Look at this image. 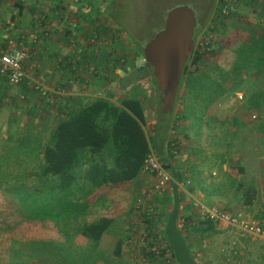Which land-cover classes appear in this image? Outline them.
<instances>
[{"label":"crops","instance_id":"obj_1","mask_svg":"<svg viewBox=\"0 0 264 264\" xmlns=\"http://www.w3.org/2000/svg\"><path fill=\"white\" fill-rule=\"evenodd\" d=\"M246 1L251 2L245 0L246 4ZM110 3L109 0H81L80 4L75 0H0V47L7 46L10 40L21 41L22 38L33 43L32 53L25 65L28 78L23 85H11L0 77V129L3 124L12 125L11 130H30L27 136L33 138L26 148L12 151L14 154L24 155L26 160L33 162L38 147L36 143L45 146L57 123L68 113L97 98L103 97L119 104L127 97L130 87L125 84L121 88V83L132 76V70L127 65L119 67L117 62L125 57V48L119 43L117 29L110 19ZM243 9L245 5L240 11ZM235 17L232 19L234 22L228 20L224 29H228L230 24L239 23L237 20L241 17L237 14ZM96 28L103 33L101 41L96 46L84 45V53L80 54L82 39ZM39 83H44L50 89L53 105L41 100L40 93L34 87ZM242 90L235 94L239 102L242 99L238 94L246 97V92ZM22 95L26 98L21 99ZM225 105L228 107V102ZM241 105H244L243 102ZM239 117L242 123L250 127L251 135L234 145V157L218 159L217 162L209 156L207 161V153L203 152L198 158L190 156L184 169L178 160L174 162L173 157L167 163L171 165V172L175 170L181 177L193 181L195 195L204 203L221 204L226 208L235 205L250 213L256 210L263 218L264 116L257 122L250 120L251 123L238 113L221 122L229 124L239 120ZM15 119H21L20 123L15 125ZM164 152L162 160L169 154L173 155L168 150V142L164 145ZM99 158L95 155L89 162L86 161L79 175L83 177L88 165ZM210 162L216 164L220 172L205 169ZM26 172L28 177H36L34 167ZM83 182L79 179V202L75 203L80 211L79 218L73 221L74 225L77 223L74 230L67 232L63 228L64 222L54 219L43 221L39 227L43 235L29 232L26 236L13 239L27 242V245L0 251V264H139V251L127 244L129 224L138 199L152 189L154 178L142 173L133 182L100 188L88 198L82 188ZM252 188L256 189L257 196L249 203L245 195ZM156 206L160 211L168 212V219L173 210V193L158 200ZM181 209L184 216V220L179 222L184 225L182 233L175 231L173 234L174 243L168 255L151 259L149 264H198L195 253L202 255L205 264H255L254 259H261L264 264V240L243 235L225 224L211 225L200 220L203 224L201 229L207 232L203 236H199L200 233L191 234L190 229L194 231L196 225L192 227L191 224L195 221V215L188 212L186 200H183ZM246 216L251 220L256 218L255 214ZM103 217L113 222L96 242L85 235L84 229ZM259 223L264 226V223ZM217 242L222 243L219 249ZM215 252L221 254L222 261H217Z\"/></svg>","mask_w":264,"mask_h":264},{"label":"trees","instance_id":"obj_2","mask_svg":"<svg viewBox=\"0 0 264 264\" xmlns=\"http://www.w3.org/2000/svg\"><path fill=\"white\" fill-rule=\"evenodd\" d=\"M251 1L254 3L261 0ZM224 3V0H219L217 9H220ZM262 3L264 4V2ZM116 5V2L112 3L108 10L113 20L122 13V8L118 7L116 10ZM243 36L244 40L232 52L230 49L233 46H230L231 40L229 38L218 40L214 50L209 53L195 52L196 40L194 41L188 52V61L178 93L179 96L180 90L185 84L186 91L190 95V104L185 108V118L189 119L196 115L198 107L204 116L206 110L216 105L224 97L236 94L238 90L243 89V85L249 80L253 81L255 86L253 94L249 97V107L258 108L263 118L264 27L261 30L252 27V29H248V34L243 33ZM135 51L133 56L121 58L129 67H135L138 60L145 59L143 47L138 46ZM212 55H216L218 58L222 57L224 61L227 60L228 56L229 58L223 66L216 64L211 66L204 63V60ZM203 65H205V71L200 68ZM137 71L132 75L135 80L140 79L138 77L140 73H142V78L149 76L152 78L159 93V105L162 106V94L158 89L151 66L145 62L143 68ZM210 72L215 74L219 80L210 78ZM130 89L134 92L132 93L133 96L139 95L137 85L134 90L130 87L129 92ZM172 115L173 113L163 115L162 110H160L155 128V138L158 139V145L155 146L153 144L154 136L151 137L147 131L149 119L141 98L127 96L119 104L105 98H97L88 105L68 113L57 123L48 142L42 149L43 163L40 165V177L44 179L53 177L57 179V182L56 185L46 190L49 193L48 196L37 199L38 204L35 205V211H39L41 214L46 213L45 219L49 217L48 211L56 212L59 205L79 213V205L68 200V198L66 199L67 196H64V193H72L69 190L77 183L76 169L83 170L86 161H90L95 155L100 158L88 165L83 177L79 175V179L84 180L82 188L86 191L87 198L100 188L137 180L143 173L144 162L152 149L160 157L165 155L164 145L171 127ZM167 116L170 117L167 119ZM213 120L215 121L214 118ZM163 163L168 169H171L167 159L163 158ZM172 173L176 178L181 177L175 170H172ZM77 186L79 188V185ZM256 196L257 191L252 188L247 191L245 199L252 203ZM183 200H186V195L174 187L173 210L170 212L165 232L170 248L174 243L172 237H174L175 231L181 234V230H183L184 225L179 224L181 220H184L181 209ZM148 221L153 225L154 221L149 215ZM112 222V219L103 217L86 225L84 233L97 242L109 229Z\"/></svg>","mask_w":264,"mask_h":264},{"label":"rangeland","instance_id":"obj_3","mask_svg":"<svg viewBox=\"0 0 264 264\" xmlns=\"http://www.w3.org/2000/svg\"><path fill=\"white\" fill-rule=\"evenodd\" d=\"M109 1H111L110 7L112 3L116 2V10L118 7L122 8V13L118 18L115 17V20H113L110 17V19L117 29L119 43L125 48V58L133 56L138 46L143 47L144 50L145 44L164 27L168 12L176 7L188 6L196 12L198 25L194 40L198 41L201 38L208 23L211 21V18L219 4V0ZM240 5L238 7L239 11L241 10L242 5H245V9H243L244 11L242 10L243 12L240 11L239 13L238 10L236 12L238 17H241L240 20H237L239 23L230 24L228 29L223 28L221 35L219 36V41L225 38H229L231 40L230 46H233V48L230 49L231 52L234 48H236V46L239 45V43H241V41L244 40V36L242 37V35L243 33L248 34V29L255 27L261 30L262 27H264V4L262 2L257 1L252 3L251 1L248 4L243 2ZM124 38L125 40H123ZM226 61H224V58L222 57L218 58L216 55H212L206 58L204 63H207L208 65L210 64L211 66L215 64L223 66L226 64ZM117 62L119 67L124 65L120 60ZM143 63L144 61L140 59L136 62L135 67H130L132 70V75H134L135 72H138V69L143 68ZM114 64H116V61ZM200 68L201 70L205 71V65L200 66ZM209 76L210 78L218 79L217 76L211 72L209 73ZM138 77H140L139 80H135L133 76L125 79L124 82L121 83V88L123 87L122 85L126 84L125 86L132 87L134 90V87L137 85L139 89V95L133 96L132 93L134 92L130 89V92H127V96L130 98L134 97L142 99L149 119L147 131L151 137L154 136L153 144L157 146L158 139L157 137L155 138V128L159 112L162 110V106L159 105V93L150 76L148 79H145L144 77L142 78V73H140ZM228 85L230 86V83H228ZM254 89L255 86L253 81L249 80L243 85V90L246 92V97L240 101L243 102L244 105H241V102L236 99L235 94L228 95L227 98L219 100L216 105L211 106L208 110H206L204 116L202 115L201 109L198 107L196 109V115L187 119L185 118V108L190 104V95L187 94L186 86L184 84L179 94V102L176 103L175 110L171 116V127L165 142L166 144L176 137H181L180 153L178 155L169 154V156L166 158L167 161L169 158L173 157L174 162L178 160L181 163L180 166L183 168L186 167V160L189 159L190 156L198 158L201 157L203 152L207 153V161L210 158L217 160V162H219L221 159L228 160L229 157L233 155V149H235L234 145L245 138H249L251 135L249 131L251 130L248 125L242 123L240 117L239 120H234V122H230L229 124L227 122H221V120H224L225 118L231 119L240 113L247 119V121H250L249 116L253 111L260 113L258 108L249 107V97L251 94H253ZM226 102H228V107L225 105ZM241 107L244 108L243 111ZM168 117L170 116H167V119ZM20 121L21 119H15L14 124H19ZM10 127H12V125H10ZM10 127L9 125L3 124L2 128L0 129V251H10L12 246L20 247L22 245H27V242H18V240L13 239H17L18 236L21 235L26 236L29 234V232L42 236L43 231L41 232L39 227L43 220L47 221L54 219L59 222H64L65 227L63 228L67 229L68 232L70 230H74L77 227V223L74 225L73 221L79 218V213L74 212V210L71 208L67 209L60 207L61 205H59L60 209L58 208L56 212L48 211L49 217H47V219H45L46 213L41 214V212L35 211V207L38 204L37 199L48 196L49 193L46 190L56 185L57 179L53 177H48L46 179L40 177V165L43 163V156H41V154L44 145L41 146L36 143L38 147L33 162L26 160L25 158L27 157L24 155L14 154L12 152L14 150H21L23 147L26 148V145H28L29 142L32 143L33 138H29L27 136L30 130H11ZM35 131L36 128L34 129V132ZM221 135L222 139L224 140L222 143H220ZM21 142L22 144H20ZM219 152H221V154ZM205 153L204 155H206ZM209 156L211 157L209 158ZM32 167H34L36 171V177L27 176V169ZM205 169L220 172L218 166L216 164L213 165L212 162L207 163L205 165ZM76 171V175L78 176L77 183L69 190L72 193H64V196H68L70 201L77 203L79 202V191L77 190V185H79V172L81 173V170L78 168ZM189 198L187 199L186 197V204L189 207L188 212H192L190 206L191 201ZM215 205L232 213L242 212L245 215L250 214L252 216L255 214L256 218H253V220L264 223V217L262 218L259 215V211L254 210L250 213L244 209L235 207V205H232L230 208L223 207L221 204ZM167 213L162 212V215L168 216L166 215ZM194 217L195 221L192 223H196V225L194 227V231H192V228L190 229L189 233H200L199 236H203L207 230L203 231L201 229L203 226L201 223L205 221L200 220L202 221L200 222L196 216ZM31 223L34 225H31ZM212 244L213 246L215 245L214 242ZM217 245V249H219L221 248L219 246H221L222 243L217 242ZM46 249L48 250V248ZM42 250L44 251L45 249ZM191 250L193 251L194 248L192 247ZM219 252H215V257L218 259V262L222 261V258H220L221 254H219ZM195 254L198 264H205L206 261L203 259L202 255L197 253ZM1 260L2 259L0 258V261ZM262 262L263 260L261 259H254L253 261L255 264H262Z\"/></svg>","mask_w":264,"mask_h":264},{"label":"built area","instance_id":"obj_4","mask_svg":"<svg viewBox=\"0 0 264 264\" xmlns=\"http://www.w3.org/2000/svg\"><path fill=\"white\" fill-rule=\"evenodd\" d=\"M81 3V0H75ZM225 3L214 12L211 21L208 23L201 38L196 40L195 52L209 53L215 48L224 25L236 16L238 7L244 0H224ZM102 32L99 29L89 31L88 37L82 39L83 45L79 47V53H84V45L96 46L101 41ZM32 44L24 41L10 40L7 46L0 47V77L14 86L23 85L28 78L25 68L32 53ZM122 63H125L122 60ZM40 93L42 101H48L53 105L54 100L50 97V89L39 83L34 86ZM243 99L242 94H238ZM24 95L21 99H25ZM103 98V97H101ZM261 119L259 112H253L250 120L257 122ZM181 137H176L168 143L169 152L177 155L180 152ZM143 173L154 178L152 189L138 199L135 212L132 214L129 224V237L127 244L139 251V264H149L151 259H159L168 255L170 246L166 239L167 216L157 208L158 200L173 193L177 187L179 192L190 199L192 214L197 219L214 224H225L243 235L254 239L264 240V226L257 221L251 220L242 212H229L217 205H208L196 197L193 181L186 177L176 178L174 174L164 165L162 158L154 149L148 154L144 165ZM148 215L153 219V225L148 221ZM194 223H192L193 225Z\"/></svg>","mask_w":264,"mask_h":264},{"label":"water","instance_id":"obj_5","mask_svg":"<svg viewBox=\"0 0 264 264\" xmlns=\"http://www.w3.org/2000/svg\"><path fill=\"white\" fill-rule=\"evenodd\" d=\"M197 25V15L192 8H173L167 14L164 27L144 46L145 61L151 66L162 94L163 115L174 112Z\"/></svg>","mask_w":264,"mask_h":264},{"label":"bare ground","instance_id":"obj_6","mask_svg":"<svg viewBox=\"0 0 264 264\" xmlns=\"http://www.w3.org/2000/svg\"><path fill=\"white\" fill-rule=\"evenodd\" d=\"M123 59H124V58H123ZM123 59H122V60H123ZM122 60H121V61H122ZM143 61H144V63L146 62L145 59H144ZM144 63H143V64H144ZM123 64L126 65L125 63H123ZM124 65H123V66H124Z\"/></svg>","mask_w":264,"mask_h":264}]
</instances>
